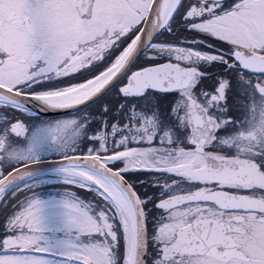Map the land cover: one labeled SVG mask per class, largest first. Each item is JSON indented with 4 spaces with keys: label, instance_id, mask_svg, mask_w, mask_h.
<instances>
[{
    "label": "flooded vegetation",
    "instance_id": "1",
    "mask_svg": "<svg viewBox=\"0 0 264 264\" xmlns=\"http://www.w3.org/2000/svg\"><path fill=\"white\" fill-rule=\"evenodd\" d=\"M11 1L0 0V8ZM23 1L28 4L0 12V85L20 92L38 93L43 86L39 81L50 74L43 72V60L32 61L39 44L47 43L46 54L60 37L85 43L102 31L107 38L123 34L124 11L119 9L126 0H44L42 5L38 0ZM260 2L192 0L191 15L182 13L179 16L186 19L171 21L129 72L81 110L43 116L5 109L0 102V177L33 160L97 155L123 174L139 199L144 264H264ZM11 12L18 17L14 23L8 19ZM72 13L76 24L69 19ZM25 18H30L31 30ZM165 61L197 70L190 77L176 76L179 86L134 89L135 73ZM17 123L22 127L18 138L30 127L57 133L49 147L47 141L42 143L46 148L36 156L5 164L1 142ZM31 141L25 139L24 145ZM184 197L189 199L182 201ZM36 216L27 211L0 213V264H94L56 252L60 246L53 242L52 228H43L42 220L39 228L30 227ZM28 231L45 236V243L41 239L29 246L17 243ZM136 244L139 256L138 239ZM122 247L126 253V243ZM6 250L9 253H1ZM116 255L113 262L121 264ZM24 257L31 259L22 262Z\"/></svg>",
    "mask_w": 264,
    "mask_h": 264
},
{
    "label": "rangeland",
    "instance_id": "2",
    "mask_svg": "<svg viewBox=\"0 0 264 264\" xmlns=\"http://www.w3.org/2000/svg\"><path fill=\"white\" fill-rule=\"evenodd\" d=\"M38 4H46L44 0H38ZM27 2V1H26ZM23 0H12L8 2L6 5L0 8V12L8 13L10 10L14 9L15 6L19 4H26ZM151 0H131V3L123 5V11L125 14V10L129 11L128 17L125 21L123 16V28L130 27L131 25L135 28V26L143 19L145 16L148 6ZM186 5L181 11L187 7L189 9L191 0H187ZM119 3V0H118ZM28 4V2H27ZM258 14L259 20L262 21V32L264 31V0H261L260 4L258 5ZM126 8V9H125ZM185 10V15H191V10ZM183 16L185 19L186 16ZM69 19L76 24L77 17L72 13L69 16ZM182 19L178 16L177 20ZM126 24V26H125ZM76 28V27H75ZM119 28V26H118ZM96 30L92 29L91 35ZM238 33V30H235ZM88 36V32L85 34ZM90 35V36H91ZM86 38V37H85ZM126 36L123 37L125 40ZM89 40V39H88ZM261 40L264 42V32L261 34ZM87 41V40H86ZM57 43L54 44L53 48L47 52L46 57L44 58L43 62L45 63V69L43 72L45 73L47 70L50 71V75L55 74L59 75L61 71L65 68L69 70L70 67L71 71L76 70L74 68L76 64L83 65L87 58L94 54L92 51L86 54H81L77 51V46L79 42H76V39L71 37H60L56 41ZM117 49L115 52L116 55L112 57L111 60H114L111 64L112 66L105 70L103 73L107 74L109 72L115 70L122 62L126 51L122 54H119L120 51ZM113 52L112 54H114ZM103 66V65H101ZM80 67V66H79ZM98 68V67H96ZM102 73V74H103ZM60 79H51V78H41L39 81L40 84L43 86H51V85H58ZM43 82V83H41ZM75 84V83H72ZM72 84L59 87V88H47L43 90L45 93H56L58 91H62L63 89H67L68 86ZM42 86V87H43ZM41 87V86H40ZM3 105V104H2ZM65 119H57L54 121L62 122ZM42 128L35 127L34 129L30 127L29 131L26 133L24 137L15 138L11 135L10 132H7L5 135V140L1 142L2 151L5 155V164L8 163H17L29 160L30 158L37 155V153H41V148L49 147L50 138L53 133H57L54 129L49 130H40ZM59 137L57 142L61 143L63 135L59 132ZM32 140L29 145L26 147L24 145V140ZM47 141L46 147L42 146V143ZM19 143L23 144V146L18 145ZM70 173L67 170H57L53 172H47L45 174L37 175L32 178H28L24 180L23 183L17 184L13 186L11 189L8 190L7 198L15 197L20 191L29 192L33 187L36 186H50L54 185H67V187L72 186L74 188V193L79 191L78 189H85L91 192V196L93 200H90L89 204L91 203V208L85 207L81 204L77 199H70L71 197H67L66 195H56L48 193L45 196H39L38 192L33 194V198L28 200L25 206L22 208L20 212L27 211L28 213L37 212L38 216L32 217L30 227H37L39 228L38 222L41 220L43 224L41 225L43 228H52L54 231L53 235V242L54 244L59 245V250L56 252L60 254H70L71 256L77 255L83 258L90 259L93 261L94 264H115L114 253L117 252L116 256H120L122 262L125 264V255H129V244H128V253H125V247H122V241L125 244L126 236L125 235V225L124 222L121 223L119 219V211L118 208H112L106 200V195L95 185H92L88 179L85 177L80 176H73L69 175ZM77 182H75V181ZM82 189V190H83ZM38 190V189H36ZM72 191V190H71ZM89 196V197H91ZM63 197V198H61ZM2 199V198H1ZM89 200V198H88ZM3 201V200H0ZM105 203L106 205H102L101 203ZM5 207L6 203H2ZM94 206L99 207L98 211H92ZM120 209V208H119ZM114 211L116 215L112 212ZM122 211V210H120ZM118 220H117V219ZM29 219H27L28 221ZM26 221V219H25ZM124 221V220H123ZM126 221V220H125ZM126 231L128 230V226L126 223ZM130 233L128 230V242L131 240ZM87 236V240L85 241V237ZM35 239H41L45 243V236L42 238L35 233L26 232V234H20L17 243L22 244L24 246H29ZM95 239V240H92ZM123 239V240H122ZM9 243V241H8ZM122 247V248H121ZM124 250V253H123ZM6 259V258H5ZM31 258L24 257L22 258V262H27ZM127 259V258H126ZM10 260L11 259H7ZM21 262V261H20Z\"/></svg>",
    "mask_w": 264,
    "mask_h": 264
},
{
    "label": "water",
    "instance_id": "3",
    "mask_svg": "<svg viewBox=\"0 0 264 264\" xmlns=\"http://www.w3.org/2000/svg\"><path fill=\"white\" fill-rule=\"evenodd\" d=\"M162 4L163 0H153L148 15L144 21L143 27L140 33L137 35L127 57L119 66V69H117L116 73L99 89L88 94L83 99L74 102L70 105H54L39 96L22 94L19 92L12 91L3 86H0V94L9 98L16 104L43 116H56L74 112L94 103L101 96H103L114 85V83L117 82V80H119L128 72V70L137 60V58L149 46L154 36L159 32L161 27H159V25L156 26L154 21L156 19L157 12L159 8H161ZM166 10L167 5H163V12L165 13ZM12 16L13 15H11L10 19H12ZM45 49L46 45L44 44L35 54L34 60H38L44 54ZM236 58L239 59V54H236ZM259 61L264 64V58H259ZM191 71L193 70L180 69L177 65L169 62L160 65L149 66L133 75V80L136 82V84L134 85V89H166L170 86H179L182 83L179 82L176 76L179 77V75L183 74L188 75V77H190ZM174 77H176V79H174ZM21 130L22 129L20 123H17L13 128V134L19 136ZM68 165H78L80 167L88 168L101 175H104L111 179L118 186L119 189L125 192L127 199L130 201V203L135 209L137 236L136 239L138 238L139 241L138 263L144 264L145 228L139 199L137 198L134 190L132 189L131 185L127 182V180L117 170H114L102 163L99 157L88 155H75L58 159H46L29 162L11 170L3 178H1L0 188L2 186H5L6 189L9 186L15 184L16 182L38 173L67 169L66 167H68ZM69 171L71 173L77 172H73V169H69ZM90 180L95 182L93 179ZM188 199L189 198L184 197L182 201ZM115 202L121 208L124 207V203L121 200L117 199Z\"/></svg>",
    "mask_w": 264,
    "mask_h": 264
},
{
    "label": "bare ground",
    "instance_id": "4",
    "mask_svg": "<svg viewBox=\"0 0 264 264\" xmlns=\"http://www.w3.org/2000/svg\"><path fill=\"white\" fill-rule=\"evenodd\" d=\"M177 2L178 0H164V5H167V7L169 8V12L167 13L166 16L163 17L164 19H166L168 15L173 12V10L175 9L177 5ZM163 18L162 20H164ZM105 73L97 76L96 78L90 80L89 82L85 84H82L78 87H74L70 90H65V91H61L57 93L45 94L43 95V98H45L46 101L56 104V105H70L76 101L83 99L86 95L92 93L93 91L97 90L101 85H103V83H105L112 74L111 72L107 74ZM1 97L3 98V100H7V98L6 97L4 98L3 95H1ZM73 166L68 165V167L66 168L67 169L74 168L80 173H83L84 176L95 180V182L102 189V192L106 195V197L109 198V200H111L112 203H115V200H114L115 198L117 197L121 198V200L125 204V209L123 211H120V209L118 208V211L120 215H122L123 218L126 220L129 233L133 235L134 228H135L134 214L132 210V205H130L125 193L121 189H119L117 185L108 177L101 175V174H97L94 171H91L86 168H82L78 165H73ZM4 188L5 186H2L0 188V194L4 190ZM132 239H133V236H132ZM133 252L134 251L132 248L129 255L127 256V264H133Z\"/></svg>",
    "mask_w": 264,
    "mask_h": 264
},
{
    "label": "trees",
    "instance_id": "5",
    "mask_svg": "<svg viewBox=\"0 0 264 264\" xmlns=\"http://www.w3.org/2000/svg\"><path fill=\"white\" fill-rule=\"evenodd\" d=\"M114 38H107L104 41H101L99 44L97 43H88L81 54H86L92 51L94 54L89 56L83 65L76 64L74 68L76 70L70 71L69 74L64 75L60 78L59 82L61 86H66L72 83H81L84 82L95 75L102 72L105 68H107L113 60L112 57L116 55L115 52L117 49L121 51L129 42L132 36H126L125 40H123L124 34L117 33ZM122 36V38H121ZM118 39L114 42V40ZM112 40V41H110ZM115 52L114 54H112ZM103 65V66H101ZM80 66V67H79ZM98 67V68H96ZM72 67L69 68L71 70ZM54 193L64 194L70 197H88L91 196V192L85 189H78L74 193V188L72 186L67 187V185H53ZM72 190V191H71ZM49 192V191H48ZM92 197V196H91ZM15 202L11 199L8 203L14 204ZM102 205H106L105 203H101Z\"/></svg>",
    "mask_w": 264,
    "mask_h": 264
}]
</instances>
